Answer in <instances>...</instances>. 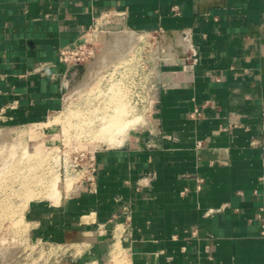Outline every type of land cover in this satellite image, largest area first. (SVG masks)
<instances>
[{"label": "crops", "instance_id": "obj_1", "mask_svg": "<svg viewBox=\"0 0 264 264\" xmlns=\"http://www.w3.org/2000/svg\"><path fill=\"white\" fill-rule=\"evenodd\" d=\"M107 16L189 47L158 57L146 124L94 151L90 182L28 204L31 238L60 264H264V0H0V124L61 110L59 51Z\"/></svg>", "mask_w": 264, "mask_h": 264}, {"label": "rangeland", "instance_id": "obj_2", "mask_svg": "<svg viewBox=\"0 0 264 264\" xmlns=\"http://www.w3.org/2000/svg\"><path fill=\"white\" fill-rule=\"evenodd\" d=\"M116 33L123 32L110 16L87 33L86 58L66 74L64 105L44 124L19 128L0 124V264H60L61 249L31 238L25 214L28 204L34 200L57 203L62 189L66 195L76 193L81 181L90 176L85 159L72 166L76 155L83 153L88 158L96 149L116 145L130 130L146 124L152 104L150 82L158 59L155 50L163 33L139 32L126 55L113 59ZM101 34L106 36L104 47ZM97 56L100 71L80 83L84 66ZM122 106L130 113L121 114V120L128 122L121 126L125 132L113 130L110 136L114 139L97 141V133L92 136L88 130ZM119 134L123 137L116 140ZM115 257L121 263L119 254Z\"/></svg>", "mask_w": 264, "mask_h": 264}, {"label": "bare ground", "instance_id": "obj_3", "mask_svg": "<svg viewBox=\"0 0 264 264\" xmlns=\"http://www.w3.org/2000/svg\"><path fill=\"white\" fill-rule=\"evenodd\" d=\"M121 32L123 33H120L121 35L118 36L119 34H115L113 37V44H115L113 46V50H112V54H111V57L110 58H122L123 56L126 55V53L130 50V48L132 47V45L138 40V38L140 37L139 33L138 32H135L133 30H128V29H122ZM171 37H174L173 36H163L161 37V40H159V43L157 45V48H156V57H161V56H175L177 54H182V55H186V52H187V49L189 46H187V41L186 39L183 37L182 39V42H183V46L180 47V45L178 44H173V39ZM104 39H106V36L104 34H101L100 35V39L99 41L101 42V45L104 47L105 44H104ZM167 42V44H163V42ZM102 48V47H101ZM101 51V50H99ZM100 53V52H99ZM101 56V55H100ZM100 56H97L96 58V61L95 62H91V63H87L84 68H83V73H82V78L80 79V83H84L87 81V79L89 78V76L93 73L97 74L99 71H100V66H99V58ZM103 59V58H102ZM104 60V59H103ZM125 105V104H124ZM115 108V107H114ZM123 106L120 108L122 109ZM119 109V108H118ZM112 111H115V110H112ZM122 110H120L119 112H116L115 114H110V116H107L106 115L104 116V118L99 121L97 124L94 123L93 121L89 122V124H92L94 123V125H96V127L94 125H92L93 128H91L90 130L88 131H93L92 132V136H94V131L95 133H97L95 135L96 140L97 141H107V140H111V139H114L112 136H110L111 132L114 130L116 131V133L118 134V132H120V134H122L121 132L124 131V129L122 130L123 126L122 124H125L127 122H125V120H121V117L123 118V115L121 116V114L123 112H121ZM108 115V113H107ZM112 116V117H111ZM86 118V117H85ZM108 118V119H106ZM111 118V120H110ZM114 121H113V119ZM84 119V118H83ZM98 119V118H97ZM121 120V121H120ZM97 121V120H96ZM113 121V122H112ZM128 121H131V120H128ZM83 122H85V120H83ZM125 122V123H124ZM132 122V121H131ZM130 122V123H131ZM128 123V122H127ZM87 126V125H86ZM122 126V128H121ZM127 126V124L125 125ZM126 128V127H124ZM88 129V128H86ZM128 128H126V131H127ZM122 130V131H121ZM84 131V130H83ZM86 131V133L88 132ZM125 132V131H124ZM91 133V132H90ZM113 133V132H112ZM89 134V133H88ZM116 134V135H117ZM119 136H115V139L117 140L118 138L120 139V135ZM8 135V133L6 134ZM91 135V134H90ZM9 137V136H7ZM6 137V139H7ZM123 137V135L121 136V138ZM4 138V137H3ZM5 139V140H6ZM1 140V139H0ZM3 140V139H2ZM15 140V139H14ZM12 140V141H14ZM122 140V139H121ZM123 141V140H122ZM121 141V142H122ZM15 142V141H14ZM120 142V143H121ZM99 144V143H98ZM112 145V144H111ZM3 146H6V144H4ZM10 147V145H9ZM82 186V184H81ZM74 191V190H73ZM54 195V194H53ZM53 198V197H52ZM120 252V251H119Z\"/></svg>", "mask_w": 264, "mask_h": 264}, {"label": "built area", "instance_id": "obj_4", "mask_svg": "<svg viewBox=\"0 0 264 264\" xmlns=\"http://www.w3.org/2000/svg\"><path fill=\"white\" fill-rule=\"evenodd\" d=\"M103 20V19H102ZM97 22H94L91 26H89L84 32L87 34L94 26H96ZM87 44L88 42L86 40H78L76 42H73L72 44L65 46L60 49L59 51V60L63 62L66 67H67V73L70 72L72 69V66H75L77 63L82 62L86 58V54L88 53L87 51ZM193 56V62H195V52L191 54ZM73 59V63L70 62V60ZM197 114V110L193 112V114ZM256 145L260 146L261 148H264V111L261 113V118H260V131L258 138L255 141H252ZM201 142L198 141L196 143V146H200ZM79 159V161L86 160V167L88 168V171L90 173V176L86 178L87 181H91L92 174L95 171V165H94V154L89 155L88 158L83 154L80 153L76 155L73 158V164L72 166H77L78 163L76 162ZM83 164H80V166L83 168ZM201 179H197V182H200ZM81 184H85V181L83 180ZM258 217L260 220H264V211L261 210V212L258 214Z\"/></svg>", "mask_w": 264, "mask_h": 264}]
</instances>
